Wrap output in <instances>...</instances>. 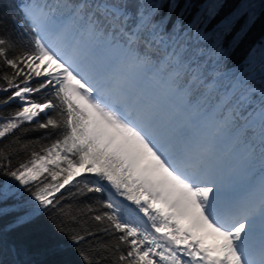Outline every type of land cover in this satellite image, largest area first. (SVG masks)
I'll return each instance as SVG.
<instances>
[{"label": "snow or ice", "instance_id": "6c2138e0", "mask_svg": "<svg viewBox=\"0 0 264 264\" xmlns=\"http://www.w3.org/2000/svg\"><path fill=\"white\" fill-rule=\"evenodd\" d=\"M225 7L19 0L15 35L0 17L4 234L54 210L40 264H71L65 240L78 264H264V38L232 60L264 0ZM38 129L56 138L13 167Z\"/></svg>", "mask_w": 264, "mask_h": 264}, {"label": "trees", "instance_id": "16d2710c", "mask_svg": "<svg viewBox=\"0 0 264 264\" xmlns=\"http://www.w3.org/2000/svg\"><path fill=\"white\" fill-rule=\"evenodd\" d=\"M254 2L258 4L259 0H254ZM18 3L19 0H0V17L9 20V23L7 24V30L13 35H15V32L13 31L10 19L18 13ZM181 3H183V0H181ZM194 3L198 6L199 4L203 3V0H194ZM240 3L241 0H226V7L223 9L220 16L216 18V20L218 21L223 15L235 10V8L238 7ZM195 11L196 9L194 8L191 15L187 16V20H190L192 18V15H195ZM163 13H167L166 7L164 8ZM173 19H175V16H173ZM215 22L216 21H214L213 23ZM243 22L244 18L241 19L240 23L242 24ZM261 38H264V15L260 16V18L249 30L245 39L233 52V62L240 61L246 55L248 49ZM2 83L3 82L0 81V84ZM46 95H50V93H41L35 98L40 99L42 97H45ZM16 108L17 103H12L6 108L0 107V115H7L15 111ZM41 119H43V117H41ZM24 127L32 128L34 127V124H26L24 125ZM14 135L19 136L24 142L30 143V148L27 152H20L18 155H13V167L17 166L19 162L26 160L28 158V153L31 150L39 151L42 145H47L56 138V134L51 133V130L43 129L28 131L25 133L17 131ZM12 139L13 136L10 135L5 138V140L0 141V144L9 143ZM12 147L15 148L16 145H12ZM10 179L11 177H5L3 176V173L0 172V182L8 181ZM22 195L25 198L30 199V196L27 192H23ZM65 195H67V193H65ZM91 195L95 194H90V196ZM8 219H10V217L0 219V235H3L5 241L4 244H0V264H20V262H23V264H40V262L42 261L52 259V257H49L43 253L42 245L44 240L55 231V228L57 226V220L54 210L45 211L43 209H40L37 215V219L33 224L20 226L11 237L2 232L7 224ZM10 239H15L21 244L30 247L32 251L22 252L19 255H17L15 252L9 251L10 246L7 244V241H9ZM65 245L68 249V254L63 257H59V259L71 261V264H78L80 258L76 255V246H74L70 240H65ZM82 247L85 251H88L87 243H84Z\"/></svg>", "mask_w": 264, "mask_h": 264}, {"label": "rangeland", "instance_id": "374dc122", "mask_svg": "<svg viewBox=\"0 0 264 264\" xmlns=\"http://www.w3.org/2000/svg\"><path fill=\"white\" fill-rule=\"evenodd\" d=\"M7 183H9L10 185H13V186H18V182L14 181L12 178L10 180H8Z\"/></svg>", "mask_w": 264, "mask_h": 264}]
</instances>
